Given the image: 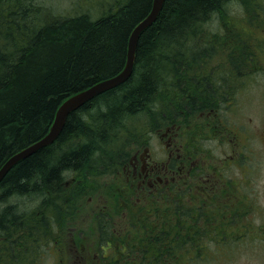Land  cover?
Listing matches in <instances>:
<instances>
[{"label": "trees", "instance_id": "1", "mask_svg": "<svg viewBox=\"0 0 264 264\" xmlns=\"http://www.w3.org/2000/svg\"><path fill=\"white\" fill-rule=\"evenodd\" d=\"M30 1L0 0V167L49 132L63 101L122 71L128 37L152 5V0H118L93 20L87 13L54 18L46 11L44 16L43 8ZM230 1L164 0L155 20L138 36L127 80L69 114L50 145L5 173L0 180V252L33 247L37 238L29 235L36 230L48 234L59 218L71 215L75 203L70 211L67 207L75 197L88 185L99 187L97 176L106 172L115 179L110 207L133 203L117 196L115 184L128 195L139 193L135 205L143 203L146 193L150 201L125 213L128 228L121 234L113 233L107 205L97 212L95 262L170 264L176 258V264H190L207 256L201 237L207 236L211 252L219 253L243 236L246 224L228 217L232 213L218 219L220 211L208 209L212 201L188 203L187 194H193L176 185L179 174L170 175L167 183L136 188L131 166H126L134 153L129 155L130 149L144 133L172 125L174 119L181 126L183 113L196 116L210 108L207 104L223 81L213 77L218 72L207 62L217 60L223 43L238 46L232 57L243 59L253 52L254 60L260 53L257 44L263 37L257 32L256 46L248 48L246 40L254 35L243 24L259 29L264 4ZM25 202L33 206L28 209ZM83 243L78 249L85 250ZM7 258L0 256V264H15Z\"/></svg>", "mask_w": 264, "mask_h": 264}, {"label": "rangeland", "instance_id": "2", "mask_svg": "<svg viewBox=\"0 0 264 264\" xmlns=\"http://www.w3.org/2000/svg\"><path fill=\"white\" fill-rule=\"evenodd\" d=\"M116 1L118 0H31L30 2L40 5L43 13L49 11L54 18L87 13L94 20L107 14L108 8L116 4ZM227 4H264V0H233ZM243 27L245 32L251 31L255 36L246 40L249 43L248 48L253 49V46H256L257 32L263 37L264 43V23L257 26L259 29L253 27V23L243 24ZM263 43L257 44L261 51L254 60L253 52L243 59L238 55L232 57L231 55L237 52L238 46L228 42L223 43L217 60L210 58L207 62L209 67L213 66V71L218 72L216 77H213L223 81V85H217V90L207 104L210 108L198 112L196 116H187L183 113L181 117L184 121L181 126H178V120L174 119L172 125L168 123L163 127L147 131L140 144L130 149L129 155L138 150L142 152V149L147 147L150 162L157 163L165 162L170 152L173 158L177 152L179 154L183 152L188 157L193 156L191 161L196 162L195 166H182L179 177H175L180 182L176 184L178 187L191 189L193 195L187 194V202L212 201L207 206L213 212L220 211L218 219H225L228 213H232L233 215L230 214L228 217L236 218L238 222L241 220L246 224L247 230L244 231L243 236H237L233 243L222 247L223 250L219 253L215 249L211 252L207 236L201 237V240L199 239L201 249L203 247L208 249L207 256L205 259L190 261V264H264ZM216 63L219 64L218 67L214 65ZM210 109L212 110L208 113ZM168 135L176 139L169 151L166 147ZM175 146H182V151L181 148L176 150ZM107 173L97 176L96 184L99 187L94 188L95 184L88 185L87 191L81 197H75L67 207L70 211L75 203L71 215L67 214L61 220L58 219L59 228L54 227L48 234H45L44 230H36L28 237V239L37 238L33 242V247L3 249L0 256H8L6 260L15 264H82L78 248L80 243L84 242L85 250L82 251L87 257L88 264H103L95 262L94 257L95 254H99L94 252L95 248H93L98 236L96 220L99 218L95 217L99 215L97 212L107 205V212L111 215L110 220L112 219L113 233L121 234L128 228L123 221L125 213L132 212L135 206H144L150 201L146 193L143 203L135 205L139 193L134 190V194L128 195L123 186L115 184L113 189L117 191V196L130 198L133 203L132 207H128L119 201L120 207H110L109 204L112 202L110 184H114L111 181L114 178ZM165 175L169 177V174L162 173L161 181L165 180L167 183ZM66 179L71 178L67 176ZM132 186L139 188L136 181ZM31 204L32 202H25L24 206L29 209L33 206ZM243 212L244 215L241 217ZM230 228L236 226L229 225L228 229ZM123 236L125 238V235ZM11 253L13 258H9ZM176 263V258L170 259V264Z\"/></svg>", "mask_w": 264, "mask_h": 264}, {"label": "water", "instance_id": "3", "mask_svg": "<svg viewBox=\"0 0 264 264\" xmlns=\"http://www.w3.org/2000/svg\"><path fill=\"white\" fill-rule=\"evenodd\" d=\"M163 2L164 0H152L151 9L147 16L142 19L131 31L127 42L126 62L122 71L117 75L98 82L92 87L66 99L56 110L49 132L39 141L11 156L0 167V180L5 175V173L17 162L31 155L38 149L50 145L58 137L69 114L79 109L94 97L117 87L127 80L133 68L138 36L143 29L148 27L155 20Z\"/></svg>", "mask_w": 264, "mask_h": 264}, {"label": "flooded vegetation", "instance_id": "4", "mask_svg": "<svg viewBox=\"0 0 264 264\" xmlns=\"http://www.w3.org/2000/svg\"><path fill=\"white\" fill-rule=\"evenodd\" d=\"M172 136H167L166 140V147L168 151L171 149V147L174 145L173 142L176 141V139ZM163 138V137H162ZM169 146V147H168ZM183 146V144H182ZM182 146L176 147L181 148L180 151H182ZM148 148L145 147L142 149V152L139 150L134 152L130 159H129V164L126 166H131V172L130 175L133 180H136V183L138 184L139 188L140 187H148L151 188L161 181V174H169V175H176L179 174L181 169L183 168L182 166H195L196 162L191 161L193 156L188 157L186 154H179L178 152L176 153V156H171V152L168 153V158L165 162L157 163V162H150L149 160V155H148ZM167 151V152H168ZM188 161L186 162V160ZM209 166V165H206ZM182 167V168H181ZM176 168V169H175ZM173 169V170H170ZM129 170V169H128ZM128 172L125 173L126 176H128ZM166 175L164 176V178ZM79 255L81 256V260L83 261L82 264L87 263V257L84 256V253L82 250L78 249ZM84 258V259H83Z\"/></svg>", "mask_w": 264, "mask_h": 264}]
</instances>
